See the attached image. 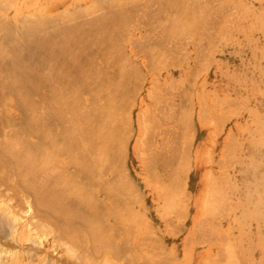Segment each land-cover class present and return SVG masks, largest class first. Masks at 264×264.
Returning <instances> with one entry per match:
<instances>
[{"label":"rangeland","instance_id":"obj_1","mask_svg":"<svg viewBox=\"0 0 264 264\" xmlns=\"http://www.w3.org/2000/svg\"><path fill=\"white\" fill-rule=\"evenodd\" d=\"M31 26L40 34L29 39L53 38L50 51L73 52L75 65L98 75L73 86L78 76L56 61L50 92L32 93L20 88L31 81L17 79L27 76L0 70L8 95L0 99V264H264V0H0V55L27 45ZM82 39L91 44L80 57ZM34 59L21 60L47 82V63ZM119 82L126 103L113 109L121 130L99 131L109 84L118 90ZM15 84L12 92L30 95L25 102L10 96ZM90 85L97 88L88 96ZM84 98L95 101L81 107ZM8 99L23 105L16 121L6 115ZM82 111L96 135L119 137L102 164L82 158L75 139L58 140L54 114L74 120ZM184 113L191 144L171 134L181 133ZM160 150L174 169L188 162L182 190L170 184L172 169L152 166Z\"/></svg>","mask_w":264,"mask_h":264},{"label":"bare ground","instance_id":"obj_2","mask_svg":"<svg viewBox=\"0 0 264 264\" xmlns=\"http://www.w3.org/2000/svg\"><path fill=\"white\" fill-rule=\"evenodd\" d=\"M85 22H89V20L87 21V20H85L84 21V23ZM95 23H96V20L94 21ZM98 22V21H97ZM84 23H82V25L84 24ZM90 23H93L91 20H90ZM3 24V23H2ZM38 24V23H37ZM87 24V23H86ZM89 24V23H88ZM15 24H13V26H14ZM43 25V24H42ZM12 26V27H13ZM81 26V25H80ZM7 27V26H6ZM39 27V26H38ZM77 27V26H76ZM79 27V26H78ZM77 27V29H79ZM72 28H75L74 26L72 27ZM82 28V27H81ZM38 28L36 27V26H31L30 28H28V29H26L25 31H23V34H25V35H23L24 36V41H25V43L27 44V45H25V46H23V48L22 49H17L15 46H14V48H13V50H12V53H6V55H0L1 57H0V70H1V72H5V73H7L9 76H13V77H21V76H27V77H25V78H17V79H19V80H22V81H31V85H25V84H23V85H21L20 86V88H24V89H30V91H32V93H33V91H36L37 90V88H42V89H47L49 92H50V90H51V88L53 87L52 86V83L54 84V81H55V73H54V67H53V65H55L56 66V64H55V62L57 61V63L58 64H60V65H64V66H67V70H72L73 72H75V74L78 76V77H75V78H73V80L72 81H70L71 83H72V85L74 86V85H77L76 83L77 82H82V81H84L86 78H90V80L92 81V79H95L96 77H97V75H98V71H96L95 72V76L93 77L92 75H93V72L91 73V75H89L88 73H87V71H85L86 70V66L88 65H85V64H83V63H81V61H79V59L81 60V58H79L78 57V55H77V58H79V59H77L78 60V62L79 63H81V64H78V63H76V65H75V63H74V61H72V59L74 60H76V58H72L71 56H73V55H71V54H74L73 52H70V53H67L66 51H64V50H62V49H60V50H57V51H50L49 50V48H51V46L50 45H53L54 44V42L52 43L51 41H49V39L51 40V39H53V38H48V36L45 38L44 37V39H43V37L40 39L41 41H39V38L38 39H35V40H33V39H29V36L31 37V35H33V34H35V36L36 37H38L37 35L38 34H40V32L37 30ZM69 29V28H68ZM77 29H74V31L71 29L70 31H72V32H76L77 34H80V30L77 32ZM16 30H17V28H15V32H16ZM38 31L39 33H34L35 31ZM67 30V29H66ZM65 30V31H66ZM105 30V29H104ZM103 30V32H105ZM6 32H14V30H11L10 28H8L7 27V29L5 30ZM36 31V32H37ZM62 31V30H61ZM60 31V32H61ZM70 31H69V33H70ZM82 31L84 32L85 30H83L82 29ZM90 31V30H89ZM93 31V30H92ZM62 32H64V31H62ZM83 32H81V34L83 33ZM94 32V31H93ZM95 32H97V30L95 31ZM3 33V32H2ZM65 33H67V31L65 32ZM64 33V34H65ZM68 33V34H69ZM88 32H86V33H83V34H87ZM91 33V32H90ZM89 33V34H90ZM14 34V33H13ZM37 34V35H36ZM5 35V34H4ZM15 35V34H14ZM14 35L12 36V37H14ZM34 36V35H33ZM43 36H45V35H43ZM80 37H81V35H79ZM35 37V38H36ZM40 37V36H39ZM49 37H51V35H49ZM53 37H54V35H53ZM85 37V36H84ZM79 38V37H78ZM91 38V37H90ZM3 39H5L4 37H3ZM43 39V40H42ZM80 40H81V38H80ZM83 40V39H82ZM87 41H88V39H86ZM84 42H85V40H83ZM90 41V40H89ZM10 42V41H9ZM77 42H79V41H77ZM76 42V43H77ZM8 43V42H7ZM63 43H64V41H63ZM81 43H82V41H81ZM81 43H79V44H81ZM6 44V43H5ZM9 44V43H8ZM61 44V43H60ZM84 44H86V46L84 45L83 47H82V44H81V46L80 47H82L83 48V51L82 50H76V49H74L75 47H73V49L74 50H76V51H74V52H77V51H82L81 53H79L78 52V54H79V56H80V54H81V56H82V54L83 53H85L84 52V50L86 51L87 49H86V47L87 46H89L90 44H89V42L87 43V42H85ZM12 45V44H11ZM64 45H67V43H64ZM63 44H61V46H64ZM76 47H78V44H77V46ZM40 49V52L38 51L37 53H34V51L36 50V49ZM88 48V47H87ZM91 48V47H90ZM126 49V48H125ZM124 49V50H125ZM90 51H91V49H89ZM94 50H95V48H94ZM37 51V50H36ZM90 51H89V54H92V53H90ZM98 52V50L95 52L94 51V53H97ZM125 52V51H124ZM129 52V51H128ZM100 53H102V52H100ZM76 54V53H75ZM88 54V51H87V53H85L84 54V56H88L87 55ZM98 56H99V54H97ZM101 55V57L100 58H102V55H103V53L102 54H100ZM80 56V57H81ZM32 57L33 58H35L34 59V61L36 60H39L40 62H41V60H43V62H44V60H45V62L44 63H47V65L46 66H42V64L38 67V69L42 66L43 68H41L42 70H44V73L47 71V82H45V79L44 78H42L41 76H39L38 75V70H37V68L36 67H34V68H36V70H34L33 68H29V66H28V64L27 63H25L24 62V60H21V59H23V58H29L30 59V61H31V59H32ZM41 57H43V59L41 58ZM95 57V56H94ZM92 58V59H95L96 60V58ZM39 58V59H38ZM69 58H71L70 60H66V59H69ZM83 58H87V57H83ZM5 59V60H4ZM41 59V60H40ZM64 59V60H63ZM91 59V58H90ZM92 59L91 60H89V57L87 58V60H89L88 62H90V61H92ZM84 59H82V61H83ZM86 60V59H85ZM99 60V59H98ZM104 60V59H103ZM102 60V61H103ZM133 60V59H132ZM134 60H136V59H134ZM27 61H28V59H27ZM33 61V62H34ZM32 62V63H33ZM38 62V61H37ZM84 62V61H83ZM86 62V61H85ZM84 62V63H85ZM93 62V61H92ZM92 62H90V63H92ZM97 62V61H96ZM101 62V61H100ZM136 62V61H135ZM31 63V64H32ZM35 63V62H34ZM87 63V62H86ZM89 63V65H91ZM107 63V61L105 62V64ZM129 63H132V62H129ZM133 63H134V61H133ZM136 63H139L138 61L136 62ZM52 65V67H53V69H51V68H49V65ZM83 64V65H82ZM93 64V63H92ZM94 64H96L95 63V61H94ZM103 64V63H102ZM37 65V64H36ZM96 65H99V64H96ZM95 65V66H96ZM35 66V65H34ZM59 66V65H58ZM32 67H33V65H32ZM101 67H102V65H101ZM136 67H139L140 68V66L139 65H136ZM135 67V68H136ZM88 68H89V66H88ZM87 68V69H88ZM96 68H98V66L96 67ZM120 68V67H119ZM56 69H57V67H56ZM99 69V68H98ZM137 69V68H136ZM135 69V70H136ZM138 70H141V69H138ZM69 72V71H68ZM87 73V75H86V73ZM122 72V71H121ZM136 72H137V70H136ZM125 73V72H124ZM132 73H134V72H132ZM138 73H139V71H138ZM137 73V74H138ZM70 74H72V73H70ZM123 74V73H122ZM142 74V73H141ZM172 74V73H171ZM252 74V73H251ZM86 75V76H85ZM124 75V74H123ZM30 76V77H29ZM113 76V75H112ZM142 78V77H141ZM12 79V81H15L13 78H11ZM66 79H65V77H63V76H61V81L62 82H64ZM44 81V82H43ZM35 82H37V83H39L40 82V84H36ZM5 82H3V84H4ZM122 83H124V82H122ZM121 82H119V83H117V87H119L120 86V89H118V90H116V83H114V86L113 85H110L109 84V88L111 89L110 90V92H112V95H110V96H108L106 99H105V101L103 102L104 103V110H103V112H104V114H105V120H98L99 121V123H100V126H98V122H97V126L99 127V131H102V132H105V127L107 128L108 127V125H109V128L110 129H112V127H113V129H114V127L116 128V130H117V128L118 127H116L117 125H119V124H121L120 122H121V119L119 120V119H116V117L118 116V115H116L115 114V116H114V109H113V107H115V106H122V104H125L126 102H125V100H126V97H124V96H126V95H124V96H122L123 94H124V90L122 91V86H123V84H122ZM3 84H2V87H3ZM119 84V85H118ZM1 85V84H0ZM5 85V84H4ZM1 87V88H2ZM15 88V90H18V86L15 84L13 87H8V89H10V91H11V93H10V96L12 95V96H14L15 98H18V100L19 99H22V100H24V102H25V100H27L28 99V96H30L29 94H21V93H19V92H17V93H15V92H12L13 91V89ZM81 88H84V87H81ZM97 88V85L96 86H89L88 88H86V90L85 91H89L88 92V96H90V95H92V91L94 90V89H96ZM139 89V88H138ZM117 92H116V91ZM7 92V91H6ZM114 92H116V94H114ZM121 92H123V93H121ZM126 92V91H125ZM136 92V91H135ZM15 93V94H14ZM106 93H108V94H110L109 92H106ZM32 95H34V94H32ZM128 95V94H127ZM2 96H8L6 93H0V99H1V97ZM79 96H81V98L83 97V96H87L86 94H84V93H80V95ZM94 96V95H93ZM125 100H124V99ZM9 101L7 102V113H6V115H7V117L9 118V120H11V121H16L15 119H16V115H15V113L13 112L14 110H15V108H19V107H22L23 105H21L18 101L16 102L17 104H12V99H8ZM14 100V99H13ZM93 100L95 101V99L93 98V99H91V100H89L88 98H84L81 102H80V105H81V107H82V105H84V106H90V103L89 102H91V104H93ZM128 100H129V98L127 99V102H128ZM21 103H23V102H21ZM28 103V102H27ZM26 103V104H27ZM36 103V102H35ZM130 103V102H129ZM32 104V103H31ZM172 104V103H171ZM170 104V105H171ZM30 105V104H29ZM29 105H27V106H29ZM116 108H118V107H116ZM11 109H12V111H11ZM120 109V108H119ZM252 109V108H251ZM80 111V110H79ZM116 113V112H115ZM118 114V113H117ZM185 114V113H184ZM130 115V114H129ZM54 117L56 118V120H58V124H57V128H58V131H57V136L59 137L58 138V140H60V139H65L66 137L67 138H73V139H75V144H76V146L79 148V153L81 154V156H83L82 158H84V157H89V159L91 160V162H93L94 164H102L103 162H105L109 157H110V153L111 152H113V142H115L116 143V138L118 137V136H115L116 138H114V137H112L111 138V134L110 133H112V132H110L109 131V134H107L108 132L106 131V133H98L97 135H96V133H97V128L94 126V125H92V123H91V118L88 120V117H87V115L85 114V111H82L81 113H79V115L73 120L72 118H67V117H64V116H60V112H58V113H55L54 114ZM119 117V116H118ZM130 117L131 116H129V117H127V118H129V123L131 124V126H132V122L130 121L131 119H130ZM100 118H101V116H100ZM99 118V119H100ZM127 118L125 117V119L127 120ZM190 118H191V115H189V114H185L184 116H183V119H184V121L182 120V123H183V125H182V123L180 122V128H179V130H182L181 131V133H179V135L178 134H176V133H173L174 131L172 130H170L171 131V134H173V135H176L177 137H183V141H182V144H184L185 143V141H184V139L186 140V139H190V135L188 136V133H189V127H190ZM125 119H124V123H125ZM26 120V119H25ZM128 121V120H127ZM111 122H113V123H117L116 125H112V123ZM171 122V121H170ZM172 124H173V121H172ZM176 123H174V125H175ZM135 125V124H134ZM173 125V126H174ZM177 125V124H176ZM29 126V125H28ZM179 126H177V127H179ZM120 128V127H119ZM119 128H118V130H119ZM28 129V134L30 135L29 136V138H27L28 139V141H29V143H30V145L32 146V148H33V150L35 149V148H37L39 145H38V139H40L39 138V136H38V126L36 125V123L35 122H32L31 124H30V126L27 128ZM115 130V129H114ZM114 130H112V131H114ZM121 130V129H120ZM119 130V131H120ZM187 130H188V132H187ZM95 131H96V133H95ZM123 131V130H122ZM143 131V130H142ZM115 132H117V131H115ZM42 133V132H41ZM120 133V132H119ZM170 133V132H169ZM163 135H166V132H165V134L163 133ZM122 136V135H121ZM119 138V137H118ZM138 139V138H137ZM122 141V140H121ZM137 141V140H136ZM124 142V141H123ZM159 143V142H158ZM111 144H112V146H111ZM123 144V143H122ZM121 144V145H122ZM162 144V143H161ZM166 144V143H165ZM120 145V144H119ZM116 146H118V144L116 145ZM126 146V145H125ZM128 146V145H127ZM159 146V145H158ZM157 146V147H158ZM46 147V146H45ZM119 147V146H118ZM117 147V148H118ZM172 148L174 147V146H171ZM176 147V146H175ZM137 147L135 146V148L134 149H136ZM160 148V147H159ZM165 148V145L163 146V149ZM181 149H180V152H186L187 151V149L186 150H184L183 151V148L182 147H180ZM39 149V148H38ZM50 149V148H49ZM116 149V148H115ZM162 150V149H161ZM170 150V149H169ZM167 151V150H166ZM45 152H47V151H45ZM172 152V151H171ZM170 152V153H171ZM114 153H117V152H113V155H114ZM174 153V152H173ZM169 154V153H168ZM117 155V154H116ZM124 155V154H123ZM180 155V154H179ZM115 156V155H114ZM113 156V157H114ZM184 156V154H181V157H180V159L182 158ZM171 157V156H170ZM173 158V157H172ZM172 158H170V160H172ZM178 158V157H177ZM65 159V158H64ZM122 159V158H121ZM174 159V161H175V159L176 158H173ZM83 161H85V159H83ZM121 161V160H120ZM173 161V162H174ZM178 161V160H177ZM183 161H186V160H183V158L180 160V164H182L181 165V167L179 166V168L177 167L175 170H174V167H173V165H172V161H171V164H170V162L168 161V159H167V157H164V158H162V161H161V165L164 167L163 169H167V168H165V167H168L169 169H172V170H174L173 171V177L171 178V186H175L176 187V190H175V192L176 191H180V190H182L183 189V186L185 187V179H186V175H187V173L186 172H188V162L186 161V163L184 164V162ZM160 162V161H159ZM7 163V162H6ZM9 163V162H8ZM7 163V164H8ZM175 163V162H174ZM24 164V163H23ZM23 164H20V166H16L15 165V167L18 169V167H19V169L22 171V169L24 170V168L26 167L25 165V167H21V166H23ZM67 164V163H66ZM164 164V165H163ZM169 164V165H168ZM176 164H177V162H176ZM180 164H178V165H180ZM240 164V163H239ZM19 165V164H18ZM125 166V165H124ZM21 167V168H20ZM155 167H156V169H160L159 168V166H158V164L156 163V165H155ZM173 167V168H172ZM229 168V167H228ZM18 169V173L20 172V170ZM169 169H167L168 171H169ZM159 171V170H158ZM157 171V172H158ZM161 171V170H160ZM164 170H162V172H163ZM167 171V172H168ZM75 173H78V172H74V174ZM186 173V175H185V179L183 180V175ZM20 174H22V173H20ZM155 174V173H154ZM23 175V174H22ZM156 175V174H155ZM154 175V176H155ZM264 175V174H263ZM17 176V175H16ZM164 176V175H163ZM24 177V176H23ZM156 177V176H155ZM159 177L160 176H158L157 177V179H159ZM78 178V177H77ZM162 178V177H161ZM164 178L165 177H163V180H164ZM166 178H167V176H166ZM26 179V178H25ZM8 180V179H7ZM19 180V179H18ZM17 180V181H18ZM156 180V179H155ZM161 180V179H160ZM10 181V180H9ZM9 181H8V183H9ZM20 181V180H19ZM22 181V180H21ZM149 181V180H148ZM162 181V180H161ZM211 181V180H210ZM261 181H262V179H261ZM24 182V181H23ZM213 182H214V180H213ZM211 183H212V181H211ZM211 183H209V185L211 184ZM25 184V183H24ZM24 184H22V188L23 187H25V188H27L28 187V185H27V187H26V185L24 186ZM145 184H146V182H145ZM183 184V185H182ZM147 185V184H146ZM211 186V185H210ZM208 187V186H207ZM215 187V186H214ZM236 187V186H235ZM29 188V187H28ZM27 188V189H28ZM217 187H215V188H213L212 187V189H210V190H213V189H216ZM27 189H24L23 188V192H24V190H27ZM161 189V188H160ZM174 189V188H173ZM208 189V188H207ZM218 189V188H217ZM220 189V188H219ZM29 190V189H28ZM148 190H150V189H148ZM209 190V189H208ZM218 192H219V190H218ZM20 193V192H19ZM27 193V192H26ZM206 193H207V191H206ZM215 193V192H214ZM209 194V193H208ZM212 193L210 192V194L209 195H211ZM162 194H160V197L162 198V196H161ZM208 195V196H209ZM159 196V195H158ZM205 196H206V194H205ZM207 196V197H208ZM212 197V196H211ZM178 198V197H177ZM206 198V197H205ZM209 199H210V196L208 197ZM214 198V197H213ZM22 199H24V198H22ZM141 199V198H140ZM215 199V198H214ZM218 199V198H217ZM220 200V199H219ZM140 201H142V199L140 200ZM206 201V200H205ZM210 201V200H209ZM217 200H215V202H216ZM208 202V201H207ZM141 205L144 203L143 201L142 202H139ZM139 204V205H140ZM204 204L207 206V204L204 202ZM204 204H203V206H204ZM220 204V203H219ZM140 205V206H141ZM168 205V204H167ZM221 205V204H220ZM142 207H143V205H142ZM141 207V208H142ZM205 207V206H204ZM246 209V208H245ZM225 210V209H224ZM227 210V209H226ZM249 210V209H248ZM245 211V210H244ZM250 212V211H249ZM208 213V212H207ZM219 213V212H218ZM253 213L254 212H252V215H253ZM220 214V213H219ZM259 214V213H258ZM258 214H256V216L258 215ZM205 215V214H204ZM212 216V215H211ZM254 216H255V213H254ZM11 218V217H10ZM227 218V217H226ZM255 218V217H254ZM204 220H206V219H204ZM202 221H203V219H202ZM199 222V221H198ZM212 222V221H211ZM200 223V222H199ZM196 225H197V223H195ZM202 224V223H201ZM216 224V223H215ZM199 225V224H198ZM181 226V225H180ZM195 226V225H194ZM213 226H214V224H213ZM150 227V226H149ZM197 227V226H196ZM152 228V227H151ZM150 230V229H149ZM219 230V229H218ZM147 231H148V229H147ZM222 235H220L219 237H221ZM144 237V236H143ZM149 237V236H148ZM205 238H207V237H205ZM148 239V238H147ZM205 240H208V239H205ZM264 240V239H263ZM262 240V241H263ZM197 241V240H196ZM223 241V243H224V240H222ZM221 241V242H222ZM226 241V240H225ZM104 242V241H103ZM129 242V241H128ZM158 246H159V244H158ZM161 246V245H160ZM130 249V248H129ZM132 251V250H131ZM220 254V253H219ZM218 257H219V255H218ZM222 257H224V256H222ZM221 257V258H222ZM225 259V258H224ZM225 261V260H224ZM224 261H222L223 263H224ZM234 261H236V260H234ZM221 262V261H220ZM221 262V263H222Z\"/></svg>","mask_w":264,"mask_h":264},{"label":"crops","instance_id":"obj_3","mask_svg":"<svg viewBox=\"0 0 264 264\" xmlns=\"http://www.w3.org/2000/svg\"><path fill=\"white\" fill-rule=\"evenodd\" d=\"M189 114V113H188ZM191 119V118H190ZM189 130H190V127L188 128ZM188 136H189V133H188ZM191 135H190V141H189V143L191 144ZM189 143L188 144H186V148H188L189 147ZM135 146L137 147V145L136 144H133V147H132V151L133 152H135L136 151V149H134L135 148ZM187 152V151H186ZM166 155V154H165ZM154 157H153V159H152V166L156 169V167H155V165H156V163L158 164V166H159V168H161L162 167V165H161V161H162V158H164V155L162 156V152H161V150L158 152V153H156V154H154L153 155ZM165 157H167V155L165 156ZM160 161V162H159ZM189 167V166H188ZM176 169V168H175ZM174 169V170H175ZM173 170V171H174ZM173 171H172V173H173ZM171 176H173V174L171 175ZM170 184H171V179H170ZM172 189H173V187H171ZM141 198V197H140Z\"/></svg>","mask_w":264,"mask_h":264}]
</instances>
